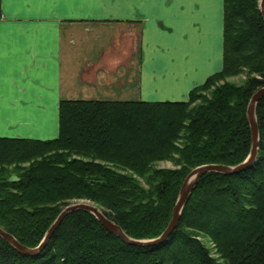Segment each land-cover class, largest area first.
<instances>
[{
  "label": "trees",
  "instance_id": "trees-1",
  "mask_svg": "<svg viewBox=\"0 0 264 264\" xmlns=\"http://www.w3.org/2000/svg\"><path fill=\"white\" fill-rule=\"evenodd\" d=\"M259 1L224 0L223 67L187 100L62 99L57 137H0V226L36 247L64 207L85 201L133 238L159 236L191 170L250 154L247 108L264 86ZM256 116V160L235 174L204 175L164 242L126 243L76 210L37 255L0 237V264H264V97ZM165 160L174 167L156 165Z\"/></svg>",
  "mask_w": 264,
  "mask_h": 264
},
{
  "label": "crops",
  "instance_id": "crops-1",
  "mask_svg": "<svg viewBox=\"0 0 264 264\" xmlns=\"http://www.w3.org/2000/svg\"><path fill=\"white\" fill-rule=\"evenodd\" d=\"M223 31L224 0H1L0 128L55 138L62 99L186 100Z\"/></svg>",
  "mask_w": 264,
  "mask_h": 264
},
{
  "label": "water",
  "instance_id": "water-1",
  "mask_svg": "<svg viewBox=\"0 0 264 264\" xmlns=\"http://www.w3.org/2000/svg\"><path fill=\"white\" fill-rule=\"evenodd\" d=\"M260 9L264 17V0L259 1ZM264 97V86L259 88L251 97L248 108H247V116L249 119V123L251 126L252 132V144L251 151L249 156L240 164L237 165H224V164H203L195 167L191 170L188 175L185 177L182 186L180 188L178 198L176 204L174 206L173 215L171 221L167 228L157 237L150 239H136L129 236L124 229L118 225L115 221L106 216V214L102 211V209L90 202H75L67 205L64 209L59 213L55 221L52 223L42 241L36 247H29L22 244L14 235L6 231L4 228L0 226V237L9 242L13 247H15L20 253L25 255H37L39 254L44 247L47 245L48 241L52 237L55 230L62 223L67 215L76 211V210H85L92 213L110 232L114 233L118 237H120L124 242L129 244H134L138 246H149V245H157L164 242L171 233L177 227L183 210L193 193L194 189L197 187L201 178L207 173L217 172L223 174H235L244 169H247L252 163L256 160L259 145H260V135H259V127L256 116V108L258 102Z\"/></svg>",
  "mask_w": 264,
  "mask_h": 264
},
{
  "label": "rangeland",
  "instance_id": "rangeland-1",
  "mask_svg": "<svg viewBox=\"0 0 264 264\" xmlns=\"http://www.w3.org/2000/svg\"><path fill=\"white\" fill-rule=\"evenodd\" d=\"M242 79H243V76H239V77H234V78H231V80H233V81H236V82H238V83H241L242 82ZM187 100V99H186ZM179 101V100H178ZM0 130H2L3 132H5V133H1L0 134V137H12L13 135H9V133H10V131H6V129L5 128H0ZM24 137V136H23ZM157 166H159V167H174V164L171 162V161H168V160H165V161H160V162H158L157 164H156ZM85 202V201H84ZM203 240L206 242V244L208 245V246H210L211 248L213 247V249H212V253H213V255L215 256L216 254V250H215V245L213 244V243H211L210 241H208V239L207 238H203Z\"/></svg>",
  "mask_w": 264,
  "mask_h": 264
}]
</instances>
